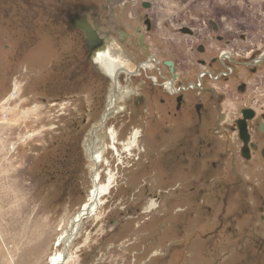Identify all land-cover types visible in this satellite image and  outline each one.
Here are the masks:
<instances>
[{
	"label": "rangeland",
	"instance_id": "374dc122",
	"mask_svg": "<svg viewBox=\"0 0 264 264\" xmlns=\"http://www.w3.org/2000/svg\"><path fill=\"white\" fill-rule=\"evenodd\" d=\"M124 1L133 13V3L150 1L152 10L143 12L151 17L168 8L171 20L183 17L185 26L197 25L193 10L204 11L203 18L226 17L233 32L264 43V0ZM67 2L99 11L103 0H0V264H49L62 251L59 239L94 186L87 157L93 138L107 150L101 184L108 169L115 183L81 228L65 264H264L259 204L253 201L251 214L231 227L217 218L221 188L207 179L202 184L206 162L191 159L195 173L167 179L169 169H187L180 163L187 155L178 161L184 150L179 140L169 145L159 139L152 146L144 138L138 149L124 152L121 144L147 129V102L133 101L125 117L111 118L118 152L109 149V140L105 144L104 129L96 131L111 88L76 34L66 37L56 29L55 12ZM216 170L213 175H221L222 168ZM154 201L157 207L147 212ZM226 209L236 218L240 204L231 201Z\"/></svg>",
	"mask_w": 264,
	"mask_h": 264
},
{
	"label": "flooded vegetation",
	"instance_id": "af4514ba",
	"mask_svg": "<svg viewBox=\"0 0 264 264\" xmlns=\"http://www.w3.org/2000/svg\"><path fill=\"white\" fill-rule=\"evenodd\" d=\"M129 4L103 0L99 11H91L67 2L54 16L57 30L66 37L76 34L83 42L89 61L86 36L74 22L87 17L98 36L99 50L91 63L111 88L104 98L103 116L110 115L105 125L128 111L131 102H147V129H139L140 142L147 138L154 146L159 139L169 145L179 140L184 150L178 161L188 156L180 162L187 169L171 168L167 179L195 173L191 159L196 165L202 160L209 165L202 184L208 180L221 188L218 200L224 202L218 221L225 217L234 227L251 214L254 201L259 204L257 225L264 223V43H250L247 34L233 32L226 17L203 18L204 11L193 10L199 13L197 25L185 26L183 17L171 20L174 12L168 8L151 17L143 12L152 10L150 1L133 3L134 13ZM251 46L256 47L249 50ZM217 168L222 173L214 176ZM234 200L240 204L236 218L226 209Z\"/></svg>",
	"mask_w": 264,
	"mask_h": 264
},
{
	"label": "bare ground",
	"instance_id": "6f19581e",
	"mask_svg": "<svg viewBox=\"0 0 264 264\" xmlns=\"http://www.w3.org/2000/svg\"><path fill=\"white\" fill-rule=\"evenodd\" d=\"M96 55L97 53L92 57L90 62H94V58ZM100 56H103V58L106 57V55H100ZM99 59L100 57L98 58V60ZM115 101L117 100H113V103H112V106L114 104L113 109L116 108V104L114 103ZM109 112H113V111L110 110ZM109 117L110 115L106 114L105 117L103 116L101 118L100 129L96 132H99L101 128H103L104 133L107 136V137L105 136V141L104 140L103 141L106 144V141L109 140L111 142L109 149L112 152L117 153L118 151H117L116 145L118 144V138H116V134L112 132V129H109V127H107L108 125H105ZM94 134H97V133H94ZM140 139H141V134H140V131L137 130L132 134V136L128 139L126 143L121 144V146H123L124 148V152L130 153L138 149ZM94 141H95L94 138L89 139V142L87 144V157L93 163L91 165L92 167L91 178H92V183L94 184V186L89 193L87 202L81 207V209L76 214V216L69 221V224H68V227L70 229V230L68 229L69 232L68 231L65 232V234L61 235L59 239V243H61L63 247L62 251L52 256L49 259L50 260L49 264H65V262L69 260V257H70L69 250L71 249L70 247L73 246V243L77 239L81 231V228L88 221V219L90 220V218L96 216L97 210L99 211L100 206L103 205V202H102L103 198L109 195L111 193V190L114 187V183H115L114 176L112 172L110 171V169H108V172L106 173L108 177L105 183L101 184V175H100L101 173H100L99 167L100 165H102L101 163H103L104 166H109V162H107V160L106 162L104 161V157H105L107 150L104 149L103 142L100 143L99 146H95ZM101 155L103 159L101 158ZM156 207L157 205L155 201L151 202L147 206L146 211L151 212Z\"/></svg>",
	"mask_w": 264,
	"mask_h": 264
},
{
	"label": "water",
	"instance_id": "95a60500",
	"mask_svg": "<svg viewBox=\"0 0 264 264\" xmlns=\"http://www.w3.org/2000/svg\"><path fill=\"white\" fill-rule=\"evenodd\" d=\"M74 27L82 30L86 36L87 49L90 54V60L99 50V39L95 30L90 25L87 17H82L78 21L74 22Z\"/></svg>",
	"mask_w": 264,
	"mask_h": 264
}]
</instances>
